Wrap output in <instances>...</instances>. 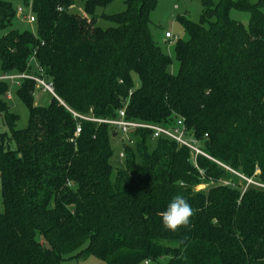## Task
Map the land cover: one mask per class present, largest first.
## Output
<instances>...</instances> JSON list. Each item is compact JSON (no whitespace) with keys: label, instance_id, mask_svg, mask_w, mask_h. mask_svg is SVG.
Returning <instances> with one entry per match:
<instances>
[{"label":"trees","instance_id":"16d2710c","mask_svg":"<svg viewBox=\"0 0 264 264\" xmlns=\"http://www.w3.org/2000/svg\"><path fill=\"white\" fill-rule=\"evenodd\" d=\"M20 1L35 30H18L17 8L0 0V75L42 77L62 103L44 92L49 104L34 105V81H0V264H264V0H200L199 23L180 18L189 38L175 49L178 75L151 33L156 0H126L114 15L97 10L115 0ZM232 9L250 15L247 27ZM9 91L29 108L24 130ZM121 109L146 123L183 118L231 171L150 131L123 140L70 112ZM177 194L193 215L171 231L160 214Z\"/></svg>","mask_w":264,"mask_h":264},{"label":"rangeland","instance_id":"374dc122","mask_svg":"<svg viewBox=\"0 0 264 264\" xmlns=\"http://www.w3.org/2000/svg\"><path fill=\"white\" fill-rule=\"evenodd\" d=\"M13 4L16 8L23 6L20 0H2ZM126 0H115L111 5L105 9H98L97 14L106 13L108 15H114L124 11ZM78 8V7H77ZM79 10V9H77ZM81 11V10H80ZM203 14V6L200 0H156L155 7L150 12L151 21V33L157 45L161 50L169 55L172 60L171 72L174 75L179 73V64L176 59L175 49L178 41L186 42L189 38L185 31L180 18H186L192 23H199ZM230 17L233 20L241 22L244 26H248L250 21V15L247 12L238 11L232 9L230 11ZM99 26L107 29L112 24L105 20H99ZM15 27L20 31L35 30V23H29L27 19L19 18L15 23ZM166 33H170L172 38L167 39ZM133 83L135 88L140 87V80L137 75H133ZM51 101V95L44 93L40 90H36L34 95V105L45 106ZM13 113L18 115L19 119L17 122V129L24 130L28 126L29 121V108L24 105L19 98L14 94L13 97L8 101ZM0 132L8 133V129L4 124L3 116H0ZM115 145H119V141L114 142ZM249 183L257 182L254 179L247 180ZM241 184L242 182L239 181ZM1 188V183H0ZM207 189V185H201L197 190ZM61 264H105L95 257L79 258L66 260ZM154 264V263H144Z\"/></svg>","mask_w":264,"mask_h":264},{"label":"built area","instance_id":"2783aa9c","mask_svg":"<svg viewBox=\"0 0 264 264\" xmlns=\"http://www.w3.org/2000/svg\"><path fill=\"white\" fill-rule=\"evenodd\" d=\"M17 16L19 18L27 19L29 23H35L36 19L30 9H26L23 6L17 8ZM165 37L167 39H171L172 36L170 33H166ZM39 72H43L41 68L37 65ZM23 80H31L36 83L38 89H41L43 92H48L57 98L60 102L61 100L56 96L54 92L53 84L48 82L46 79L29 74V73H21V74H1L0 81L9 82L12 87H20ZM12 98V93L9 91L7 94V99ZM62 103V102H61ZM75 119H79L82 121L93 122L97 124H106L112 127L115 133L123 140H128L130 133L136 130H146L152 133L153 139L159 138H167L172 141H175L180 147L187 148L192 156L194 162L198 159V157L202 156L209 160L215 161L211 158L205 151L203 150L200 142L196 140L189 132L185 121L183 118H178L173 125H164V124H153L146 123L135 120H128L126 116L125 109H121L117 112V117L114 119H96L91 116H83L76 112L70 111ZM81 133V125L78 124L75 135L79 136ZM123 157V155L121 156ZM216 162V161H215ZM218 163V162H216ZM219 164V163H218ZM222 167L230 170L228 167L219 164ZM231 171V170H230Z\"/></svg>","mask_w":264,"mask_h":264},{"label":"clouds","instance_id":"9594fccd","mask_svg":"<svg viewBox=\"0 0 264 264\" xmlns=\"http://www.w3.org/2000/svg\"><path fill=\"white\" fill-rule=\"evenodd\" d=\"M160 215L163 227L175 231L189 224L193 210L187 199L182 194H177L171 198Z\"/></svg>","mask_w":264,"mask_h":264}]
</instances>
